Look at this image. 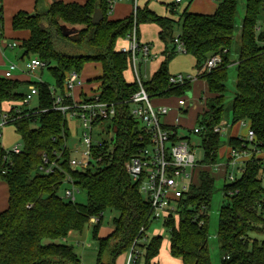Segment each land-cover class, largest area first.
<instances>
[{
	"label": "trees",
	"instance_id": "trees-1",
	"mask_svg": "<svg viewBox=\"0 0 264 264\" xmlns=\"http://www.w3.org/2000/svg\"><path fill=\"white\" fill-rule=\"evenodd\" d=\"M213 1L217 7L211 15L188 12V5L178 21L157 16L149 8H138L136 18L139 39L140 25L156 24L160 29L159 38L165 43L168 40L173 43L174 25L180 22L179 37L186 54L195 59L198 72L213 56L222 58L220 66L198 76L208 85V97L195 122L204 127L199 136L204 168L220 164L223 141L213 129L228 119L225 118L226 82L237 32L240 49L231 122L232 126L247 122L256 135L258 150L264 155V0H246L240 27L236 24L239 0ZM97 8L103 12L104 19L93 26L91 20ZM106 8L105 0H88L85 4L55 2L41 13L32 15L20 11L12 17L13 31L28 32V38L18 44L19 51H26L24 58L30 56L48 64L54 83L0 77V106L23 102L26 96L21 89L24 87L34 86L37 90V106L33 110L21 109V116L11 124L21 136V152L11 155V163L7 165L3 164V154L0 155V179L7 185L9 204L0 213V264H83L75 247L61 241H66L73 232L82 233L93 217L100 219L92 230L98 250L96 264H116L120 256L131 250L136 239L143 242L139 247L144 251L137 264H141L142 258L144 264H159L163 237H146L151 227L149 206L125 167L137 154L141 133L140 124L130 114L129 103L140 86L130 55L120 51L134 27V18L129 15L122 20H110ZM62 26L80 28L64 37ZM4 38L3 0H0V40ZM62 46L74 50L87 48L88 53L68 54ZM171 51L165 52V60L151 79L142 81L151 100H177L192 90L191 83L170 85L168 68L174 55ZM91 62L99 63L102 68L97 79L101 101L116 105L115 139L112 144L106 142L92 150L94 159L102 157L95 170L80 173L70 168L71 152L66 146L70 132L65 115L54 109L50 87L54 86L64 95L66 74L71 71L81 74ZM65 103L72 104V100L65 98ZM11 113L18 116L14 109ZM227 145L234 149L245 145L244 149H248V144L238 137H230ZM44 156L48 163L58 164L50 174L40 172V167L45 165ZM263 175L264 159L253 156L235 183L223 185L226 204L220 208L217 231L221 264H264V240L254 236L264 235ZM68 177L78 190L86 192L85 204L65 201L59 196ZM215 182L208 170L199 172L198 183L180 201L176 214L169 215L163 224L170 233V255L181 264H211L207 209L216 190ZM107 211L117 216L112 219V232L101 238L99 227ZM201 221L204 223L200 226ZM141 229L144 231L140 233Z\"/></svg>",
	"mask_w": 264,
	"mask_h": 264
},
{
	"label": "built area",
	"instance_id": "built-area-1",
	"mask_svg": "<svg viewBox=\"0 0 264 264\" xmlns=\"http://www.w3.org/2000/svg\"><path fill=\"white\" fill-rule=\"evenodd\" d=\"M139 0H105L107 5L106 16L110 18L113 15L115 8L122 3L132 4V13L130 15L134 18V27L125 39V45L120 48L124 54L130 55L133 63V72L140 90L130 97V114L141 127V133L138 137V151L125 165L127 173L129 174L132 182L138 186L139 193L143 196L144 200L149 206V216L151 224L154 222H166L169 215H174L179 210L180 201L189 192L190 188L198 183L199 171L204 167L196 160L194 149L191 146L190 138H180L178 135L179 116L188 113L189 109L194 107L195 100L192 99L191 91L175 100L174 106H166L155 104L156 100H151L146 91L142 87V78L137 69L138 55L143 58L150 56L149 47L143 46L139 42L137 32V11ZM183 0H173V9L176 10ZM175 50L178 53L186 54L184 43L180 37L174 39ZM6 45V44H5ZM7 47V46H4ZM13 45H8V48ZM222 58L220 55L210 58L203 67L201 72H211L220 66ZM48 64L37 59L30 58L26 62L25 69H20L16 64H9L6 69H0V77L5 79H15L16 73L22 75L33 74L36 70L46 69ZM198 76L192 75H171L169 83L172 86H182L186 83H192L198 79ZM42 82V81H41ZM84 81L81 74L76 71H71L66 74L64 78V95L59 92L54 86L50 87L51 95L54 97V109L62 112L67 117L77 119L80 122L82 136L81 143L85 148L82 152L81 158L70 157V168L72 171L85 172L88 169H93L98 166L102 161L101 156L97 158L92 157V150L103 143L112 144L115 139L113 130V120L116 116V105L101 101L100 93L92 98L87 94L81 92L75 96L76 90H82ZM29 94H25L26 98L23 102H9L0 106V140L3 138L4 129L17 120L22 113L23 108L28 105L30 99L36 97L37 90L34 86L28 87ZM65 98L72 100V104H66ZM205 97H201L200 103L206 102ZM6 109V105L12 104ZM18 103V104H15ZM22 105V107H20ZM14 109V116L11 112ZM173 111L176 112L175 122L168 123L167 118ZM231 124L222 120L213 129L215 134H219L222 138L224 133H227V128ZM240 126L246 130L244 136L238 138L243 139L248 144V149H244L243 145L240 149L231 148L230 157L227 158L225 164H218L213 167V171H217L220 166L227 167L226 178L229 184L235 183L242 175L244 166L250 158H262L263 154L256 146V135L245 121L240 122ZM101 128L97 131L99 142H94L93 137L95 129ZM204 131L203 126L195 125L191 132L200 136ZM102 136V137H101ZM101 137V138H100ZM22 145H16L12 150L5 151L0 144V155L4 165L10 164V156L19 154L22 150ZM222 148V147H221ZM220 152V151H219ZM43 167H40V172L50 174L54 169L58 168L57 163H48L47 158L44 156ZM230 167V171H228ZM229 172V173H228ZM72 188L65 189L64 199L76 202V194L79 190H75L70 177L66 180ZM227 184V183H226ZM238 193V191H237ZM99 217L90 219V224L96 225L99 223ZM203 221L199 225H203ZM144 229H141L140 233ZM143 243L140 239H136L131 250L126 254L125 264H137L141 255L139 244Z\"/></svg>",
	"mask_w": 264,
	"mask_h": 264
},
{
	"label": "rangeland",
	"instance_id": "rangeland-1",
	"mask_svg": "<svg viewBox=\"0 0 264 264\" xmlns=\"http://www.w3.org/2000/svg\"><path fill=\"white\" fill-rule=\"evenodd\" d=\"M16 0H4V29H5V38L0 40V69L4 70L6 67H1L3 64H16L20 69H25L26 62L31 57H26L23 60L17 59V54L19 52V41L24 33L28 32H15L11 27V9L13 8V3L15 4ZM72 0H66L65 2L71 3ZM51 3L48 0H37L36 2V10L34 13H41L46 10ZM172 4L173 0H139L138 7L141 10H145L149 8L152 10L157 16L168 17L172 20L178 21L180 20V15L183 11L188 7V12L196 13V14H204L205 12L212 13L215 8L216 1L213 0H183V3L175 10V13L172 12ZM132 4L131 3H122L119 4L113 13L110 16V20L116 21L117 19L128 17L132 13ZM131 6V7H130ZM245 6L246 0H239L237 7V15H236V24L237 27L241 26L242 20L245 16ZM131 8V9H130ZM34 13H31L34 15ZM211 15V14H209ZM69 27V26H68ZM75 30H79L80 27H70ZM140 39L139 42L143 46H148L150 49V56L143 58L142 55H138V63L137 69L141 75L142 81L147 82L151 79L153 74L158 70L161 63L165 60L166 51L175 50L174 42L172 43L170 40L165 43L159 38L160 29L156 24H142L139 26ZM181 32V23H176L173 29V38L175 39L180 35ZM6 44V45H5ZM8 45H13V47L8 48ZM124 45V43H121ZM7 46V47H4ZM61 49H64L68 54H81L85 55L88 53L87 48H83L82 50H74L70 46H62ZM240 49V35L239 32L236 33V38L233 44L232 53H231V65L228 68V79L226 82V104H225V118L229 119V122L232 126L231 122V107L232 100L236 94V83H237V67L236 62L238 60V54ZM166 50V51H165ZM173 52V51H171ZM173 58L169 62V73L170 75H192L198 76L197 69L195 68V59L187 54L178 53L176 50L173 52ZM54 64V63H53ZM4 68V69H3ZM102 68L101 65L97 62L87 63L81 72L82 77L84 78V90L89 98L98 95L101 92L100 84L97 79L101 76ZM29 80L28 82H36L42 81L46 83H50L53 85L54 80L52 76L49 74L48 69L36 70L32 75H25ZM21 91L25 94H29V90L27 87L21 89ZM189 94V93H188ZM192 99L196 100L194 103V107L189 109L188 113H184L179 116V124L180 127L178 129V135L180 138H190L191 146L194 149L196 160L201 163L204 160V150L201 146L200 137L193 134L191 132L192 128L196 125V117L198 113L204 107L199 98L208 96V85L207 82L203 79H197L192 83ZM78 98V93L75 94ZM190 95V94H189ZM175 104V100H173ZM18 104V103H15ZM12 104L6 105V109L9 108ZM37 106V99L33 97L30 99L28 105L25 106L28 110H33ZM22 107V105H20ZM168 118H172V115L169 114ZM175 122V119H172ZM67 126L70 132V137L66 142V146L71 152L72 158L80 159L82 152L84 151V147L81 143V126L80 122L77 119H72L71 117H67ZM232 133L237 130V124L232 126ZM97 131H101V128L95 129V134L93 137L94 142H99V137L97 136ZM230 134V135H231ZM239 134L244 136L246 134L245 129H240ZM229 133H224L222 135V148L228 146L226 143L230 138ZM102 137V136H101ZM100 137V138H101ZM1 147L5 149V151L12 150L16 145H22L21 136L15 131L14 126L9 125L3 131V138L0 140ZM219 160L220 164H225L227 161L226 152H219ZM213 170H211L212 172ZM215 174V193L212 198V202L210 207L207 209V214L209 216V231H208V248L211 258V264H221V251L220 244L217 240V231H218V221H219V211L222 206L226 204V201L223 196L222 188L225 183L229 184L228 179L221 175V171H213ZM263 185H264V175ZM3 181L0 179V202L3 198H5L6 194V186L2 185ZM72 188L69 184H63L59 196L64 199V191L65 189ZM77 190V188H74ZM65 201H68L64 199ZM87 201L86 192L83 190H79L76 194V202L78 204H85ZM116 213H112L110 211L105 212L103 216V221L101 226L99 227V237L104 238L108 236L112 230V219L116 217ZM98 224V223H97ZM96 224V225H97ZM94 225L87 224L82 233H76L69 237L66 241H61V243L73 245L75 247V252L80 255L82 262L84 264H96L98 250H97V242L93 239L92 230ZM155 235H160L163 237L162 247L159 252V256L157 262L159 264H181L179 260H175L170 255V233L163 226V221L154 222L151 224V227L146 232V237L152 238ZM258 240H264V235H254ZM142 251V255L144 251ZM127 254V253H126ZM124 254L120 256L116 264H125L127 255ZM108 261V255L105 256V262ZM141 264H144V259L142 258Z\"/></svg>",
	"mask_w": 264,
	"mask_h": 264
},
{
	"label": "crops",
	"instance_id": "crops-1",
	"mask_svg": "<svg viewBox=\"0 0 264 264\" xmlns=\"http://www.w3.org/2000/svg\"><path fill=\"white\" fill-rule=\"evenodd\" d=\"M49 3L53 4L55 2H64V3H67L65 2L66 0H48ZM88 0H72L71 3H78V4H85ZM50 4V5H51ZM132 6V5H131ZM130 6V7H131ZM216 5H215V8L214 10L212 11V13H209V12H205L204 14L206 15H209V14H213L216 10ZM132 8V7H131ZM130 8V9H131ZM36 10V0H16L15 1V4L13 3V8L11 9V16L13 17L16 13L20 12V11H23V12H26V13H34ZM3 14H4V0H3ZM203 14V13H202ZM127 18V17H126ZM122 19H125V17L123 18H120V19H117V20H122ZM12 20V19H11ZM28 38V34L27 33H24L23 37L18 41L21 42L22 40L24 39H27ZM8 64H3V66L1 67H7ZM3 68V69H4ZM81 78L83 79L84 81V78L82 77V74H81ZM15 79L17 80H21V81H28L29 79L27 77H25V75H22L21 73H16L15 74ZM76 92L78 93V95L83 92L86 94L85 90H84V87L82 90H76L75 91V94ZM76 96V95H75ZM208 96H206L205 98H207ZM199 101H200V98H199ZM195 103H196V100H195ZM155 104H160V105H166V106H174V102L173 100H156L155 101ZM204 106V104H202ZM202 111V110H201ZM200 111V112H201ZM199 112V113H200ZM198 113V114H199ZM172 115V118H167V122L171 124L172 119H176V112L173 111L171 113ZM226 120V119H225ZM229 119H227L226 121H228ZM229 122V121H228ZM230 123V122H229ZM232 129L233 127L230 126L229 128H227V133H229V135L231 134L232 132ZM240 129H243L241 126H240V123L237 124V130L234 131V133H232L230 135V137H233V138H237V137H240L241 135L239 134V130ZM227 144V143H226ZM220 152H226V158H229L230 157V154H231V148L229 146H225L223 148L220 149ZM261 157H264V155H262ZM202 170H208L211 175L215 178V174L213 173V171L211 172L212 168H203L201 169L199 172H201ZM217 171H221V175L225 178L226 177V173H227V167L225 165H222L219 167V169ZM2 185L4 184V186L6 185L4 182L1 183ZM6 194H5V198H3L0 202V213L5 211L9 204H8V188L6 186ZM76 234L75 232L71 233L69 237H71L72 235ZM69 239V238H68ZM67 239V240H68ZM78 255V254H77ZM80 257V255H78ZM81 258V257H80ZM82 260V259H81ZM84 264V263H83Z\"/></svg>",
	"mask_w": 264,
	"mask_h": 264
},
{
	"label": "water",
	"instance_id": "water-1",
	"mask_svg": "<svg viewBox=\"0 0 264 264\" xmlns=\"http://www.w3.org/2000/svg\"><path fill=\"white\" fill-rule=\"evenodd\" d=\"M103 19H104L103 12L101 11V9L97 8L95 10V13L92 16L91 24L93 26H98ZM61 31H62V34H63L64 37H69V36L75 34L78 30L72 29V28H70L68 26H62L61 27ZM25 54H26L25 50L19 51L18 54H17V59L18 60H22L24 58Z\"/></svg>",
	"mask_w": 264,
	"mask_h": 264
}]
</instances>
